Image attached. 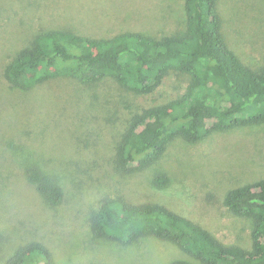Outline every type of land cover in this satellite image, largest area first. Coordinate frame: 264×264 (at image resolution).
I'll return each instance as SVG.
<instances>
[{
	"label": "rangeland",
	"instance_id": "rangeland-1",
	"mask_svg": "<svg viewBox=\"0 0 264 264\" xmlns=\"http://www.w3.org/2000/svg\"><path fill=\"white\" fill-rule=\"evenodd\" d=\"M183 0H0V264L30 242L46 246L52 264H169L189 260L177 246L148 237L131 246L96 240L90 215L105 194L132 204L154 203L208 230L224 245L251 246V220L233 215L225 194L264 179V124L172 141L153 166L118 175L111 159L130 110L162 105L184 92L170 76L138 96L112 80L82 86L55 79L28 92L4 78L6 66L37 34L69 30L93 38L124 32L152 37L185 26ZM228 47L251 68L264 65V0H218ZM131 106V109L128 107ZM41 169L64 192L48 206L26 178ZM164 173L168 187H153Z\"/></svg>",
	"mask_w": 264,
	"mask_h": 264
},
{
	"label": "trees",
	"instance_id": "trees-1",
	"mask_svg": "<svg viewBox=\"0 0 264 264\" xmlns=\"http://www.w3.org/2000/svg\"><path fill=\"white\" fill-rule=\"evenodd\" d=\"M183 1L184 28L161 37L140 32L111 38L69 30L41 32L16 53L4 78L23 92L61 78L85 87L112 80L138 96L152 94L170 76L186 78L178 97L130 110L111 159L118 175L153 166L176 139L195 143L214 132L264 124V65L251 68L228 47L218 0ZM26 178L48 206L62 203L63 190L40 168H28ZM169 184L164 173L154 176V188ZM222 202L233 215L251 220L249 249L222 244L208 230L163 205L132 204L107 194L90 215V232L96 240L123 247L157 238L189 257L169 264H264V179L228 191ZM52 262L46 246L30 242L18 247L4 264Z\"/></svg>",
	"mask_w": 264,
	"mask_h": 264
}]
</instances>
